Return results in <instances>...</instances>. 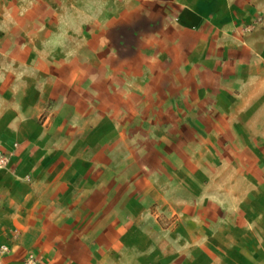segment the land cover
I'll return each instance as SVG.
<instances>
[{
  "label": "crops",
  "instance_id": "1",
  "mask_svg": "<svg viewBox=\"0 0 264 264\" xmlns=\"http://www.w3.org/2000/svg\"><path fill=\"white\" fill-rule=\"evenodd\" d=\"M125 1L143 8L145 27L132 33L142 54L137 76L142 89L134 94L143 102L164 96L157 110L181 120L163 127V133L180 136L195 120L213 119L203 132L205 140H222L225 192L212 190L207 182L213 178L200 176L205 190L183 198L168 189L146 188L151 178L141 170L124 201V209L138 213L119 221L122 206L112 188L119 179L103 173L112 169V161L94 159L92 173L84 175L79 168L84 159L67 157L71 143L56 140L60 131L62 136L80 132L71 127L72 105L60 107L53 123L61 118V126L52 128L35 121L36 110L33 120H24L21 107L14 106L2 121L3 134L13 139L5 149H13L25 126L30 131L0 171V243L11 248L8 264H22L26 253L44 264H264V254L247 253V245L264 244L244 222L245 215L264 214V207L242 202L264 195V0ZM12 18L0 26V55L12 56L15 65L28 64V55L36 52L28 39L36 33L23 27L27 17ZM9 63L0 60V101L18 97ZM50 96L65 99L61 93ZM31 129L39 136L30 135ZM189 157L182 163L192 171L199 161ZM135 182L145 189L141 199L138 189L132 192ZM232 182L258 186L238 190ZM227 214L236 215V222Z\"/></svg>",
  "mask_w": 264,
  "mask_h": 264
},
{
  "label": "rangeland",
  "instance_id": "2",
  "mask_svg": "<svg viewBox=\"0 0 264 264\" xmlns=\"http://www.w3.org/2000/svg\"><path fill=\"white\" fill-rule=\"evenodd\" d=\"M141 10L140 5L125 0H0V26L5 17L12 23L16 14L27 17L23 27L36 33L28 39L36 49L28 55V64L15 65L12 56L0 55V60L10 61L8 65L16 81L13 88L18 95L15 99L9 96L0 101V137L5 140H0L1 148L9 147L5 143L13 140L3 134L2 121L9 116V108L21 107L24 120H33L31 116L36 110L35 121L44 128H52L53 124L61 126V118L53 123L60 107L64 103L72 105L69 106L71 127H80V132L62 136L60 131L55 134L56 140L61 144L71 143L67 157L84 159L79 167L84 175L92 173L89 163L94 159L103 164L108 159L112 161V169L103 168V173L118 176L117 185L112 188L116 189L122 206L118 219L125 222L138 213L132 208L124 209V201L131 193V180L141 170L151 178L146 188L168 189L183 198H196L205 190L206 180H200L201 177L213 178L207 182L210 188L225 192V149H219L222 140L216 137L205 140L204 134L211 129L213 119L195 120L194 127H186L180 136L163 133V127L181 120L168 118L157 110L164 96L159 101L143 102L134 94L141 93L142 89L137 78L142 54L137 50L138 39L132 34L145 30ZM126 77L130 79L128 85ZM158 88L146 87V90ZM53 93H61L65 99L50 96ZM78 99L82 103H78ZM28 127L14 138L18 140H15L17 150L30 131ZM194 129L204 132L198 136L193 133ZM30 135L36 137L39 133L33 130ZM191 141L194 143L189 146ZM191 154L199 161L192 171L182 163ZM232 184L245 191L258 186L254 182ZM134 185L132 192L138 189L137 197L141 199L144 188L141 183ZM257 195L254 199L247 196L242 202L264 207V195L259 197L260 192ZM221 197L225 205V196ZM226 217L234 222L237 220L236 215L227 214ZM244 222L246 230L264 244V214L245 215ZM247 253L264 254V245H247ZM37 258L39 264H44L40 257Z\"/></svg>",
  "mask_w": 264,
  "mask_h": 264
},
{
  "label": "built area",
  "instance_id": "3",
  "mask_svg": "<svg viewBox=\"0 0 264 264\" xmlns=\"http://www.w3.org/2000/svg\"><path fill=\"white\" fill-rule=\"evenodd\" d=\"M1 146L2 145L0 144V171L7 167L9 159L13 154V150L16 149L17 143L13 144L12 150L3 149ZM10 252L11 248L8 244L0 243V264H8L7 257L9 256ZM22 264H39V260L34 254L29 253L23 257Z\"/></svg>",
  "mask_w": 264,
  "mask_h": 264
}]
</instances>
